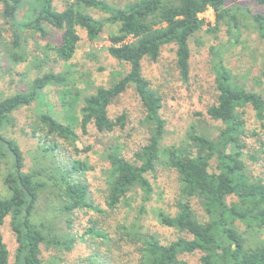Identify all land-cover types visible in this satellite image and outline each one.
<instances>
[{"label":"trees","instance_id":"16d2710c","mask_svg":"<svg viewBox=\"0 0 264 264\" xmlns=\"http://www.w3.org/2000/svg\"><path fill=\"white\" fill-rule=\"evenodd\" d=\"M264 6V0H252ZM56 7L55 0H0L1 15L11 29V47H5L9 61L26 58L21 49V33L26 30L46 36L47 28L60 31L58 41L48 48L63 62L74 55L83 30L89 41L107 34L110 45L107 52L114 59L129 65L126 73L108 86L99 85L82 94L75 81L67 86L66 72L42 71L31 80L30 90L0 95V264H10V252L4 236L8 223L13 236L12 264L46 263L42 244L46 248L69 250L72 241H62L53 232L51 210L57 204L65 214L88 208L101 215L126 216L132 210L134 194L139 197L137 215L133 221L119 222L116 228L118 242L134 251L132 264H187L183 255L197 252V264H264V178L251 174L244 157L253 161L257 155L243 151L245 120L244 108L250 106L258 119H264V98L232 80L223 64L220 51L212 49V69L215 74L217 96L206 114L223 124L215 136L198 133L191 126L179 143L164 145L166 121L161 115V93L143 75L142 62H158L163 47L174 46L172 68L178 79L189 82L191 49L189 41L207 25L206 31L215 32L220 24L227 26L233 44H237L241 15L255 21L259 35L264 39V15L250 13L239 6L226 7L225 0H130L116 6L106 0H64ZM24 10V19L17 16ZM207 9L214 13V25L199 17ZM89 10L99 13L95 16ZM106 28H109L105 30ZM0 45H3L0 35ZM50 84L65 85L60 95L63 109L71 122H62L51 111L37 116V127L32 136L40 143L43 155L50 158L53 167L41 171L23 170L22 151L15 140L5 134L13 125V112L40 100ZM129 87L134 89L141 109V123L147 128L145 141L131 156L120 143L105 149L108 166L105 169L104 202L107 211L89 200L87 184L76 177L90 169L86 161L67 157L61 160L63 144L77 151L78 134L75 118L82 132L93 127L98 134H111L126 123V113L111 115L109 105ZM85 91V90H84ZM80 102L78 115L73 114ZM168 170L171 183L164 180L158 190L151 180ZM43 175V177H40ZM160 182V181H159ZM178 191L173 210L159 209L156 220L161 227L173 230L175 236L167 239L158 231L142 224L140 215L145 205L156 195ZM44 209H40V203ZM55 207L54 210H59ZM198 208L202 212L198 215ZM68 221H70L68 219ZM69 224V223H67ZM86 233L111 239L96 227ZM90 264H107L104 258Z\"/></svg>","mask_w":264,"mask_h":264},{"label":"rangeland","instance_id":"374dc122","mask_svg":"<svg viewBox=\"0 0 264 264\" xmlns=\"http://www.w3.org/2000/svg\"><path fill=\"white\" fill-rule=\"evenodd\" d=\"M130 0H106V2L123 6ZM64 0H55L56 7L62 8ZM226 7L239 6L250 13H261L264 15V6L252 0H225ZM95 16L99 13L89 10ZM239 35L237 44H233L229 36L227 26L220 24L215 32L206 31L207 25H203L202 30L191 37L189 44L191 49L189 82L183 83L178 79L177 73L172 68L174 60V46L163 47L158 62L144 60L142 62L143 75L150 83L157 87L162 96L161 115L166 121L163 144L179 143L187 136L191 126L201 134L215 136L223 124L211 119L206 114L209 105L215 102L217 88L215 74L212 69V49L220 51L223 64L232 75V80L239 83L248 90L260 93L264 98V39L259 35L255 21L247 15H241ZM210 25H214V13L207 9L199 14ZM18 20L24 19L22 9L17 16ZM109 28H106L107 30ZM47 35L40 36L38 33L26 30L22 32V47L18 51L24 53L26 58L22 61H9L5 47H11V29L1 15L0 5V35L3 45H0V95L7 96L16 91L30 90L31 80L42 71L66 72L67 86H71L75 81L76 87H80L87 93L96 86H108L126 73L129 65L114 59L107 52L106 47L110 45L107 34L104 32L101 38L96 41H89L85 37L83 30H79L80 40L76 51L68 62L59 60L54 51L48 48L58 41L60 31L53 27L47 28ZM65 85L50 84L43 90L40 100L32 102L29 106H24L13 112V125L8 126L5 134L16 141L19 145L24 161L23 170H35L45 172L46 166L53 167L51 159L43 155L40 143L32 136V129L37 127V116L42 111H51L52 114L62 122H71L67 116V111L63 109L60 95ZM73 87V85H72ZM76 104L73 114L78 115L79 104ZM242 115L244 133L242 137L245 147L243 151L247 154L257 155V160L253 161L247 156V162L251 174L264 178V119L256 117L254 110L247 106ZM111 115L126 113V123L122 129L117 128L111 134H98L93 127L87 128V132H82L77 125V120L73 123L74 130L78 134L76 140L77 151L72 146L63 144L61 160L67 161V157L86 161L90 169L84 173H77L76 177L83 180L89 190V200L99 209L107 211L104 202L105 169L108 161L105 158V149L109 144L120 143L121 149L126 150L129 156L138 149L147 136V128L141 123V109L139 100L132 87H129L118 98L114 99L108 109ZM172 174L166 170L159 176L151 180L156 182L159 190L162 182L168 180L171 183ZM40 177H43L41 175ZM165 192L161 196L152 197L145 205V213L140 215L141 222L145 227L158 231L162 236L171 239L175 236L173 230L161 227L156 220V212L159 209L171 212L173 205L178 199V191ZM3 187L0 185V191ZM57 204L50 214L52 216L51 225L56 237L62 241L71 240L72 247L69 250L56 247L46 248L42 244V257L48 263L52 255H55L54 264H90V256L95 257L96 262L102 261V257L107 264H132L134 261V251L131 246L125 244L121 246L118 242L116 232L119 222H130L137 215L140 198L134 194L131 202L132 210L124 216L121 213L110 216L101 215L95 210L82 208L65 214L59 208V195ZM40 209H44L41 202ZM58 207L59 210H54ZM198 215L202 212L198 208ZM68 219L70 221H68ZM69 223V224H67ZM89 227H96L109 234L111 239H102L86 233ZM5 241L10 252V264L13 258V236L9 224L3 229ZM264 239V231L261 234ZM199 254L197 252L183 255L182 259L187 264H197ZM50 261H54L53 257Z\"/></svg>","mask_w":264,"mask_h":264}]
</instances>
